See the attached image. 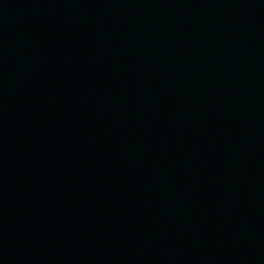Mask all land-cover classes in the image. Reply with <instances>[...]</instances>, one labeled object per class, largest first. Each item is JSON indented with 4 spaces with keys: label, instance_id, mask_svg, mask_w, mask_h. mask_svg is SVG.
Instances as JSON below:
<instances>
[{
    "label": "water",
    "instance_id": "obj_1",
    "mask_svg": "<svg viewBox=\"0 0 264 264\" xmlns=\"http://www.w3.org/2000/svg\"><path fill=\"white\" fill-rule=\"evenodd\" d=\"M0 264H264V0H0Z\"/></svg>",
    "mask_w": 264,
    "mask_h": 264
}]
</instances>
